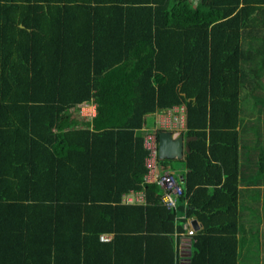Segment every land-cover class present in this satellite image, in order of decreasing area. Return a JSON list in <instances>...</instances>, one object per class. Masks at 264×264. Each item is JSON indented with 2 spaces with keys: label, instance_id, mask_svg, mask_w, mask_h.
<instances>
[{
  "label": "trees",
  "instance_id": "trees-1",
  "mask_svg": "<svg viewBox=\"0 0 264 264\" xmlns=\"http://www.w3.org/2000/svg\"><path fill=\"white\" fill-rule=\"evenodd\" d=\"M183 106L194 139L169 209L145 127ZM263 132L264 0H0V264H241Z\"/></svg>",
  "mask_w": 264,
  "mask_h": 264
},
{
  "label": "crops",
  "instance_id": "crops-1",
  "mask_svg": "<svg viewBox=\"0 0 264 264\" xmlns=\"http://www.w3.org/2000/svg\"><path fill=\"white\" fill-rule=\"evenodd\" d=\"M184 109V112H178L175 113L174 115H181L183 117L184 120V124H185V128H186V123H185V116L184 114H186V107H175L174 109ZM96 105H91V107L88 109L89 110V114L88 116H90V118H93L96 114H97V110H96ZM173 109V110H174ZM172 111V110H171ZM170 112V111H169ZM162 115L161 113H154L152 115H150L148 117V119H150V125L147 123L145 128H152L155 126V129L157 127V124L162 120V118H167L169 116V113L166 116H160ZM164 120V119H163ZM164 131H171L174 132V134L176 136L182 137L184 139L183 141V150H182V156L180 158H174V159H160V161H164L167 160L168 164L167 166L165 165L166 168H161L162 172H169L175 175V177L177 178V180L179 181H183V179L187 180V175H188V168L186 166V156L187 154H189L190 152V148H189V142L191 140H193L194 138H188L186 136V132H187V128L184 131H178L175 129H171V130H164ZM185 134V135H184ZM253 158L250 157V159L245 160L244 158V175L246 177V179H244L245 185L242 183L239 187V189L241 190V194H240V205L244 206L247 211L248 209L251 210L252 212L255 210L257 211L260 216L259 218H252V214L251 217L246 218V220H243V215H244V211L241 215V221L242 223H247L248 226H251L250 228H246L245 231V239H244V246L242 249V253H241V264H264V250L261 247V243H259L261 240V236L257 237L258 234L253 233V235H251V228L253 229L254 226L259 225L257 229L260 230V234H262V232L264 231V226L260 225L261 223H264V179L261 180H257L255 182L254 177L257 174V167H256V158L257 156L253 154ZM146 181V180H145ZM164 192V191H163ZM247 195L246 198H244V195ZM164 196V195H163ZM145 194L143 192H132L131 195L128 197V200L132 203L133 201H137L138 203H143L145 202ZM257 202L256 205H259V209L260 212L258 210H256L253 207V203ZM186 203L188 204V201H186ZM179 219H186L188 226H193L194 228H196V230H200L202 229V225L200 223V221L196 218V217H189L187 218L186 213H180L179 214ZM183 216H186V218H182ZM256 223V224H253ZM245 226V225H244ZM253 226V227H252ZM255 234V235H254ZM109 236L110 239L112 238L113 235H106ZM247 239V240H246ZM187 241L184 240V243L189 245L190 241H188V239L186 238ZM259 241V242H258ZM262 242V241H261ZM183 244V245H185Z\"/></svg>",
  "mask_w": 264,
  "mask_h": 264
},
{
  "label": "built area",
  "instance_id": "built-area-1",
  "mask_svg": "<svg viewBox=\"0 0 264 264\" xmlns=\"http://www.w3.org/2000/svg\"><path fill=\"white\" fill-rule=\"evenodd\" d=\"M178 112L183 113L184 109H174L170 111L169 116L167 118H162V120L157 124L156 129H154L152 132L147 131L144 136L145 147L149 150L148 156L146 158V166L148 169L146 180L151 183L156 182L164 190L163 202L169 209H174L177 207V202L183 195V188L174 174L169 172L159 173L160 168L158 138L160 131L171 129L184 131L186 129L183 117L179 114L174 115ZM182 218H186V216H183ZM185 228L187 229V236H193L197 232L196 228H194L193 226H188V224L185 225ZM101 240L105 242L110 241V237L103 235L101 236ZM186 246L187 249L190 250L191 245L186 244Z\"/></svg>",
  "mask_w": 264,
  "mask_h": 264
},
{
  "label": "water",
  "instance_id": "water-1",
  "mask_svg": "<svg viewBox=\"0 0 264 264\" xmlns=\"http://www.w3.org/2000/svg\"><path fill=\"white\" fill-rule=\"evenodd\" d=\"M182 137L176 136L173 132H161L159 135L160 159H174L182 156Z\"/></svg>",
  "mask_w": 264,
  "mask_h": 264
},
{
  "label": "rangeland",
  "instance_id": "rangeland-1",
  "mask_svg": "<svg viewBox=\"0 0 264 264\" xmlns=\"http://www.w3.org/2000/svg\"><path fill=\"white\" fill-rule=\"evenodd\" d=\"M91 107V105H89V104H84L81 108H78L76 111V114H79V115H81V117H80V119H82V120H84V119H91L90 118V116H88V114H89V110H88V108H90ZM78 116V115H77ZM150 120V119H149ZM263 144H264V132H263ZM246 194L244 195V198H246ZM257 204V202H254L253 203V207L256 209V210H258L259 212H260V207H259V205H256ZM261 213V212H260ZM251 214H252V218H259V216H260V214L257 212V211H251V210H247V211H244V215H243V220H246V218H249V217H251ZM245 224V227L247 226V228H250L251 226H248V224L247 223H244ZM253 224H256V223H253ZM260 225H262V226H264V223L262 224H260ZM258 226L259 225H256V226H254L253 227V230H254V232L256 233L257 232V234H258V236L260 237L261 236V240H259L258 242L259 243H261V247L263 248V250H264V231L262 232V234H260V230L259 229H257L258 228ZM247 240V239H246ZM262 241V242H261Z\"/></svg>",
  "mask_w": 264,
  "mask_h": 264
},
{
  "label": "clouds",
  "instance_id": "clouds-1",
  "mask_svg": "<svg viewBox=\"0 0 264 264\" xmlns=\"http://www.w3.org/2000/svg\"><path fill=\"white\" fill-rule=\"evenodd\" d=\"M165 132V131H164ZM166 132H171V131H166ZM174 133V132H173ZM159 135H160V133H159ZM158 140H159V138H158ZM159 162H160V155H159ZM159 168H160V166H159ZM163 173L162 171H161V168L159 169V173ZM175 176V175H174ZM145 179H146V175H145ZM178 182L180 183V181L178 180Z\"/></svg>",
  "mask_w": 264,
  "mask_h": 264
},
{
  "label": "flooded vegetation",
  "instance_id": "flooded-vegetation-1",
  "mask_svg": "<svg viewBox=\"0 0 264 264\" xmlns=\"http://www.w3.org/2000/svg\"><path fill=\"white\" fill-rule=\"evenodd\" d=\"M161 132H164V131H160V133H161Z\"/></svg>",
  "mask_w": 264,
  "mask_h": 264
}]
</instances>
